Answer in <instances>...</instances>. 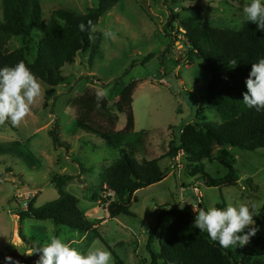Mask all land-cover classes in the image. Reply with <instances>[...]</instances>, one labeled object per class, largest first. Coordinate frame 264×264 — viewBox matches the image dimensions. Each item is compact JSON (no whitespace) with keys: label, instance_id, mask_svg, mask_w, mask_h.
Listing matches in <instances>:
<instances>
[{"label":"rangeland","instance_id":"374dc122","mask_svg":"<svg viewBox=\"0 0 264 264\" xmlns=\"http://www.w3.org/2000/svg\"><path fill=\"white\" fill-rule=\"evenodd\" d=\"M164 1L169 2L168 8L178 17L171 35L183 43L179 21L197 19L211 27L237 30L246 21L242 16L243 8L230 0H177L175 3L172 0H120L106 13L95 28L102 34V40L92 64H88V53H85L73 64L65 65L61 74L66 82L54 89L38 80L41 96L31 106L29 115L17 126L10 120L0 124V175L4 176L0 179V253L31 256L28 243L20 235L29 243L43 246L51 237H59L82 253L96 248L107 250L96 238L91 240L66 227L58 230L48 221L16 220L14 227L13 217L8 214L14 209L26 210L27 203L34 197L36 209L56 200L58 194L50 179L65 173L78 176L75 161L92 171L79 177L82 184L77 177L72 180L66 191L78 200L79 209L87 218H92L90 221L108 218L98 225L97 231L119 261L112 256L113 264H148L149 232L161 213L175 209L174 206L180 209L187 206L196 215L193 207L200 204L204 208L213 205L222 208L229 202H243L250 207L255 205L256 213L264 212V149L254 152L226 149L225 153L214 150L213 161L204 159L193 164L181 154L177 159L164 158L168 143L177 138L175 135L178 136L186 124L196 121L198 109L204 110L206 123L212 126L221 123L217 113L204 109L210 76L202 69V62L195 60L187 65L179 60V56L187 52V46L174 45L165 37L168 11ZM39 2L44 22L58 8L84 15L89 7L97 5L96 0ZM1 14L0 5V20ZM109 32L112 35H105ZM34 37L41 39L37 31ZM20 47V40L12 39L7 49L11 52ZM149 54L154 57L143 64ZM100 88L108 90L105 97L108 106L100 113L118 118L117 132L126 130L127 117L121 107L125 93H131L133 130L152 132L150 158L159 159V168L167 173L162 182L137 191L128 214L115 219H109L106 206L91 197L97 194L104 198L100 175L118 158V152L108 148L100 138L76 131L74 122L76 100L87 93L96 95ZM55 120L60 141L68 145L67 151L53 148L48 131ZM199 165L212 179L225 177L230 167L239 177L237 186L209 188L200 175L190 178L189 166ZM172 220L171 215L165 216L162 227H168ZM256 229L245 245L247 259L249 264H264V252L254 243L255 239L264 243V225ZM158 234L153 245L155 251Z\"/></svg>","mask_w":264,"mask_h":264},{"label":"trees","instance_id":"16d2710c","mask_svg":"<svg viewBox=\"0 0 264 264\" xmlns=\"http://www.w3.org/2000/svg\"><path fill=\"white\" fill-rule=\"evenodd\" d=\"M96 7H89L84 15L71 9L58 8L52 11L47 22L43 21L42 8L39 0H0L2 9L0 20V67H11L23 61L36 78L51 89L66 82L61 70L65 65L73 64L81 55L88 53V64L98 56L102 34L97 30L81 32L79 25L88 21L97 26L99 20L108 13L120 0H96ZM241 8L244 0H230ZM177 0H172V3ZM167 8L168 17L164 25V34L169 40L187 46V52L179 56V60L187 65L195 60L202 62V69L209 74L205 97L206 110L217 113L221 123L212 126L204 121L203 109L196 112V121L186 124L175 139L168 143L164 158H176L183 154L188 163H200L206 159L213 161L214 150L222 153L229 150L254 152L264 149V112L248 109L243 104V93L247 91L245 80L249 75L252 63L264 58V32L257 29L251 22L245 21L240 29L215 28L201 23L197 19H187L178 22L183 31L185 42H180L174 25L177 15ZM41 39L36 40L34 32ZM177 35L179 34L177 30ZM19 39L21 47L8 51V43ZM149 54L143 64L153 58ZM164 57V55H163ZM235 61V63H233ZM133 67V64L132 66ZM122 109L127 117V127L123 132H117L118 118L106 116L103 111L108 106L104 98L99 108L96 106V95L87 93L76 100L75 130L91 134L103 140L106 146L118 152V158L104 168L100 175L101 193L94 194L91 199L100 201L106 206L109 219L128 214L130 204L137 191L162 182L167 173L158 165L159 159L150 158V137L152 132L133 130V112L131 93H125ZM201 117V118H200ZM200 118V119H199ZM172 129V127H168ZM59 126L54 121L48 135L55 150H68V145L60 141ZM225 151V152H224ZM78 176L73 174H57L51 177L50 183L57 191L56 200L49 202L39 209L34 207V197L26 205V210H13L10 213L20 221L32 219L48 221L55 228L66 227L86 235L93 240L98 239L111 252L97 231L102 221L92 222L78 207V200L66 191V186L76 177L91 173V168H84L76 161ZM202 165L189 166V177L200 175L204 184L209 188L223 189L235 187L239 177L228 168V174L220 179H212L203 173ZM7 174V172H5ZM4 176L0 175L2 180ZM112 193L113 196H108ZM201 205V204H200ZM199 205V206H200ZM164 211L158 217L155 226L149 232L146 250L150 259L148 264H249L245 245L237 248L223 249L212 242L206 233L194 227L195 216L187 206L180 209ZM171 215L172 222L166 228L162 227L165 216ZM251 227L264 225V212L255 213ZM248 228L245 229L247 232ZM157 251L153 250L156 233ZM28 243L31 256L19 253H0V264H33L40 259L36 245ZM90 240V241H91ZM254 243L264 252V243L255 239ZM12 257V262L6 261ZM119 262V261H118ZM256 264V263H253Z\"/></svg>","mask_w":264,"mask_h":264},{"label":"clouds","instance_id":"9594fccd","mask_svg":"<svg viewBox=\"0 0 264 264\" xmlns=\"http://www.w3.org/2000/svg\"><path fill=\"white\" fill-rule=\"evenodd\" d=\"M242 16L264 32V0H247ZM79 29L81 32L94 31L95 26L88 21L87 26L81 23ZM105 35L112 34L109 32ZM245 84L247 91L243 93L244 106L264 112V58L252 63ZM107 95L108 90L104 88L96 92L97 108ZM40 96L41 83L23 61L11 67H0V124L10 120L13 126L19 125L29 115L31 106ZM193 210L197 213L194 227L206 233L212 242L223 249L246 245L257 231L256 228L249 227L256 216L255 205L250 207L243 202H229L222 208L214 205L208 208L196 206ZM35 251L41 254L37 264H113L111 252L105 249L96 248L82 253L55 236ZM5 259L9 262L13 260L12 257Z\"/></svg>","mask_w":264,"mask_h":264},{"label":"crops","instance_id":"0c3cea01","mask_svg":"<svg viewBox=\"0 0 264 264\" xmlns=\"http://www.w3.org/2000/svg\"><path fill=\"white\" fill-rule=\"evenodd\" d=\"M81 139V138H80ZM79 139V140H80ZM83 144H84V147L86 148V144L83 142ZM15 178V177H14ZM8 214H10V215H12L9 211H8ZM12 217L13 218H11V220L13 221V223H14V227H15V224H16V220H18L19 221V219H17L16 218V216H14V215H12ZM89 219H92V218H89ZM103 219V221L102 222H105L108 218H102ZM1 229V228H0ZM57 229V228H56ZM59 230V229H58ZM30 251L28 250V253H29ZM31 253V252H30ZM25 256H27L26 254H25Z\"/></svg>","mask_w":264,"mask_h":264},{"label":"water","instance_id":"95a60500","mask_svg":"<svg viewBox=\"0 0 264 264\" xmlns=\"http://www.w3.org/2000/svg\"><path fill=\"white\" fill-rule=\"evenodd\" d=\"M78 183L82 184V179H81V178H79ZM85 188H86V187H85ZM85 188H84V189H85ZM198 208H202V206H198Z\"/></svg>","mask_w":264,"mask_h":264},{"label":"built area","instance_id":"2783aa9c","mask_svg":"<svg viewBox=\"0 0 264 264\" xmlns=\"http://www.w3.org/2000/svg\"><path fill=\"white\" fill-rule=\"evenodd\" d=\"M180 154L183 155L182 153H180ZM180 154L177 156V158L180 156ZM108 196H113V194L112 193H109Z\"/></svg>","mask_w":264,"mask_h":264}]
</instances>
